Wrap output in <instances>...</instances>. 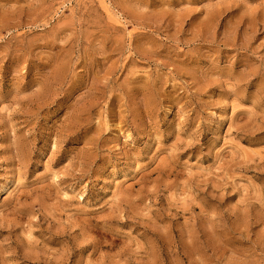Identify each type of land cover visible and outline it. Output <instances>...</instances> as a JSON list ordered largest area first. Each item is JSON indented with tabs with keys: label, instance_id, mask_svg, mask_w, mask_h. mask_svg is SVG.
Segmentation results:
<instances>
[{
	"label": "rangeland",
	"instance_id": "1",
	"mask_svg": "<svg viewBox=\"0 0 264 264\" xmlns=\"http://www.w3.org/2000/svg\"><path fill=\"white\" fill-rule=\"evenodd\" d=\"M0 264H264V0H0Z\"/></svg>",
	"mask_w": 264,
	"mask_h": 264
}]
</instances>
